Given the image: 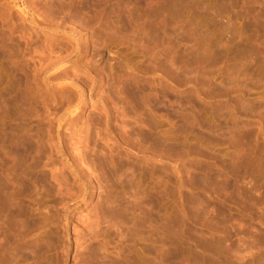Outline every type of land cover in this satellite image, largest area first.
Masks as SVG:
<instances>
[{
	"label": "rangeland",
	"instance_id": "374dc122",
	"mask_svg": "<svg viewBox=\"0 0 264 264\" xmlns=\"http://www.w3.org/2000/svg\"><path fill=\"white\" fill-rule=\"evenodd\" d=\"M0 264H264V0H0Z\"/></svg>",
	"mask_w": 264,
	"mask_h": 264
}]
</instances>
